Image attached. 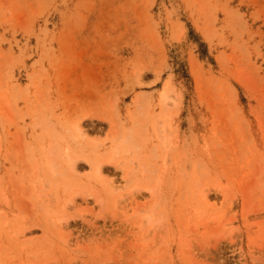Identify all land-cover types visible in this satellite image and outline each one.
Returning <instances> with one entry per match:
<instances>
[{"label": "rangeland", "instance_id": "374dc122", "mask_svg": "<svg viewBox=\"0 0 264 264\" xmlns=\"http://www.w3.org/2000/svg\"><path fill=\"white\" fill-rule=\"evenodd\" d=\"M0 264H264V0H0Z\"/></svg>", "mask_w": 264, "mask_h": 264}, {"label": "bare ground", "instance_id": "6f19581e", "mask_svg": "<svg viewBox=\"0 0 264 264\" xmlns=\"http://www.w3.org/2000/svg\"><path fill=\"white\" fill-rule=\"evenodd\" d=\"M21 237H23V235Z\"/></svg>", "mask_w": 264, "mask_h": 264}]
</instances>
